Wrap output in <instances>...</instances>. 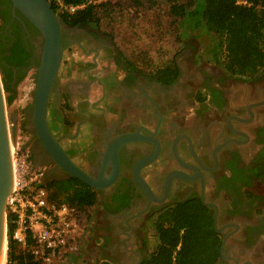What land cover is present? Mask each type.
Instances as JSON below:
<instances>
[{"label": "flooded vegetation", "instance_id": "af4514ba", "mask_svg": "<svg viewBox=\"0 0 264 264\" xmlns=\"http://www.w3.org/2000/svg\"><path fill=\"white\" fill-rule=\"evenodd\" d=\"M60 36L62 58L46 106L51 136L93 180L114 172L110 162L103 166L108 147L123 135L135 137L117 151L113 183L93 189L96 203L82 248L103 218L109 234L100 238L102 252L96 257L107 264H140L155 251L150 240L158 217L197 199L213 223L216 216L217 233L225 240L221 264H264V196L257 186L264 183L251 174L264 149V71L238 79L212 61L213 68L208 63L187 74L189 67L174 60L178 75L165 84L158 73L165 67L151 74L137 70L96 27L61 24ZM43 43L39 30L9 0H0V65L15 91L31 71L35 83ZM195 52L194 62L201 57ZM206 58L211 61L212 55ZM8 120L23 133L34 165L46 167L45 183L69 179L38 139L32 105L23 108L22 117L10 114ZM144 159L148 163L139 176L154 199L134 179Z\"/></svg>", "mask_w": 264, "mask_h": 264}, {"label": "trees", "instance_id": "16d2710c", "mask_svg": "<svg viewBox=\"0 0 264 264\" xmlns=\"http://www.w3.org/2000/svg\"><path fill=\"white\" fill-rule=\"evenodd\" d=\"M61 23L68 27H98L99 12L106 4L89 5L74 15L60 13L52 0H47ZM89 0H62L76 5ZM97 1V0H92ZM169 15L178 21L181 38L203 33L211 38L208 48L212 60L229 77L253 79L264 71V0H187L178 3L168 0ZM244 1L245 4H240ZM104 12V11H103ZM0 73L7 104L16 99V91L7 85L3 70ZM159 79L170 84L177 77L174 62L158 71ZM21 75L20 78H23ZM10 94V95H9ZM252 177L264 183V149L253 163ZM46 188L50 199L66 202L79 210L96 203L95 191L73 177L64 181L49 180ZM7 228L6 264H37L24 254L11 238ZM155 251L140 264H221L222 239L215 231L212 215L200 200L188 199L162 213L154 225Z\"/></svg>", "mask_w": 264, "mask_h": 264}, {"label": "rangeland", "instance_id": "374dc122", "mask_svg": "<svg viewBox=\"0 0 264 264\" xmlns=\"http://www.w3.org/2000/svg\"><path fill=\"white\" fill-rule=\"evenodd\" d=\"M177 1L180 4L187 2V0ZM100 3L106 5L99 12L100 20L97 28L114 40L123 59L132 63L137 70L151 74L172 64L174 60H179L181 66L189 67L187 74H194L202 67L206 69L208 63L211 65L213 60L208 61L206 55L210 53L208 48L212 37L203 33H192L182 39L178 21L169 15L168 0H106V2L102 0ZM192 50L202 58L205 57V63H202L201 57L194 62ZM210 65L208 68H213V64ZM30 74L26 75L23 83L16 88L17 96L12 104H7V94L4 92L5 112L9 125L10 114H17L20 118L23 108L32 105L35 83ZM120 74L118 71L117 75ZM257 186H259L258 193L264 196V185ZM90 214L88 220L91 222ZM108 231L103 218L98 219L89 235L87 247H83L77 257H73L71 264H107L99 260L96 255L102 252L100 247L103 246V242L100 238L108 235ZM114 240L115 237L111 243ZM150 241L151 244H156V237L153 235ZM114 255L115 258H119L117 253Z\"/></svg>", "mask_w": 264, "mask_h": 264}, {"label": "built area", "instance_id": "2783aa9c", "mask_svg": "<svg viewBox=\"0 0 264 264\" xmlns=\"http://www.w3.org/2000/svg\"><path fill=\"white\" fill-rule=\"evenodd\" d=\"M101 1L65 5L62 0H52L60 13L68 15ZM24 143V135L18 128L13 135L9 131L12 190L5 206V264L8 226L14 243L37 264H71L87 235L91 210L51 200L45 183L46 167L34 165Z\"/></svg>", "mask_w": 264, "mask_h": 264}, {"label": "water", "instance_id": "95a60500", "mask_svg": "<svg viewBox=\"0 0 264 264\" xmlns=\"http://www.w3.org/2000/svg\"><path fill=\"white\" fill-rule=\"evenodd\" d=\"M9 1L13 8L17 9L39 30L44 40L40 64L37 67L35 77L32 102V115L38 139L41 141L44 150L50 156L52 162L68 176L75 178L92 189H100L108 186L113 183L118 175V149L124 143L132 142L135 139L134 135H123L108 147L103 166L105 169L107 163L110 162L112 164L114 172L109 178L103 179L102 175L99 179L93 180L71 161L58 142L51 136L46 124L47 100L62 58L63 48L61 46L60 36L61 20L47 0ZM15 129L16 124L14 121L10 125L7 122L4 88L0 73V264L3 262L5 242V206L7 197L12 190L9 131L13 135ZM146 163H148V159L142 160L135 168L134 179L143 193L148 198L154 199L151 189L139 176L140 167ZM214 227L216 232L221 231L216 228V216H214ZM224 245L225 240L222 242L221 250Z\"/></svg>", "mask_w": 264, "mask_h": 264}, {"label": "bare ground", "instance_id": "6f19581e", "mask_svg": "<svg viewBox=\"0 0 264 264\" xmlns=\"http://www.w3.org/2000/svg\"><path fill=\"white\" fill-rule=\"evenodd\" d=\"M5 258H6V246H5V242H4V253H3V262H2V264H5Z\"/></svg>", "mask_w": 264, "mask_h": 264}, {"label": "crops", "instance_id": "0c3cea01", "mask_svg": "<svg viewBox=\"0 0 264 264\" xmlns=\"http://www.w3.org/2000/svg\"><path fill=\"white\" fill-rule=\"evenodd\" d=\"M85 60H87L86 58H84ZM80 61H82L81 59H80Z\"/></svg>", "mask_w": 264, "mask_h": 264}]
</instances>
